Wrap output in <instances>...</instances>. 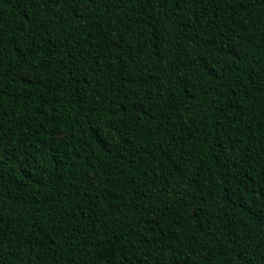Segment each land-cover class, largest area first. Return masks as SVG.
<instances>
[{
  "label": "trees",
  "instance_id": "obj_1",
  "mask_svg": "<svg viewBox=\"0 0 264 264\" xmlns=\"http://www.w3.org/2000/svg\"><path fill=\"white\" fill-rule=\"evenodd\" d=\"M0 264H264V0H0Z\"/></svg>",
  "mask_w": 264,
  "mask_h": 264
}]
</instances>
